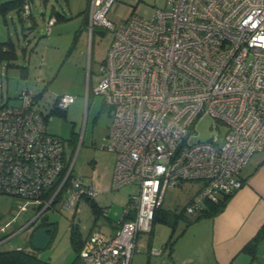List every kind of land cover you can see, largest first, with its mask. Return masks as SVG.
<instances>
[{"label": "built area", "instance_id": "2783aa9c", "mask_svg": "<svg viewBox=\"0 0 264 264\" xmlns=\"http://www.w3.org/2000/svg\"><path fill=\"white\" fill-rule=\"evenodd\" d=\"M114 1L87 0L88 30L112 34L94 92L111 107L104 147L115 154L110 189L136 185L138 192L111 235L93 228L75 264H131L137 238L151 231L169 187L201 180L184 207L197 213L205 200L234 194L242 169L264 150V0H164L150 17L131 14L118 23L107 16ZM19 14L30 19L29 1ZM55 22L48 18L46 34ZM18 97L21 106L0 105V193L45 209L58 192L71 208L82 197L96 198L98 188L73 174L63 139L47 130L51 109L65 110L75 96L58 95L46 113L31 90ZM205 115L225 130L214 125L219 130L207 140L192 141Z\"/></svg>", "mask_w": 264, "mask_h": 264}, {"label": "rangeland", "instance_id": "374dc122", "mask_svg": "<svg viewBox=\"0 0 264 264\" xmlns=\"http://www.w3.org/2000/svg\"><path fill=\"white\" fill-rule=\"evenodd\" d=\"M6 1L8 0L0 2ZM26 1H29L31 5L30 19H21L17 9L5 15L0 13V41L7 40L9 36L15 43L18 55L17 65L28 66L21 49L25 48L28 54L29 50L34 47L28 66L30 78L34 79V76L40 72L43 81L39 84L38 91L47 83L41 97L44 105L38 107L42 111L49 112V106L55 103L58 95L75 96V100L65 113L62 110L51 112L52 119L48 121L47 130L63 139L65 159L69 163H74L73 174L91 180L96 163L101 172L109 169L115 162V154L104 148L108 144L112 122L111 107L103 102L101 95L94 92L102 79L100 65L106 57L112 34L108 30L95 28L90 35L88 32L76 35L79 20L74 17V14L69 13V7L81 9L85 0H74L70 4L65 0ZM52 5L66 16H74L57 21L51 26L50 33L46 34L47 16L53 10ZM157 7H165V1L115 0L107 16L118 23L131 14L150 17ZM33 20L36 21V25L32 29L29 28L28 23ZM40 63L42 65L39 68ZM18 70L19 67L8 66L7 59L0 61V105H22V99L16 95L25 83L19 77ZM31 79H28L30 80L29 85H32ZM214 125L222 130L226 127L210 115L203 116L196 123L191 137L192 141L207 140L211 134L219 130ZM258 154L264 155V151H259ZM201 184V180H187L177 186L169 187L161 207L162 211H175L190 218L191 214H187L184 207L190 195ZM137 192L136 185H125L106 191L100 201L106 207V215L100 212L97 220L91 202L86 199L81 200L77 212L76 207H67L61 201L46 208L44 212V204L37 208L31 202L32 200L0 193V248L26 247L28 243L24 241L26 230L24 227L37 219L38 214L42 212L41 218L48 217L54 222L55 232L48 246L36 252L41 258L54 264H68L76 253L73 236L75 239L80 235L81 237L86 236L92 226L101 228L102 225L107 224L108 218L111 219V224L117 223L129 195ZM162 213L158 215L153 224L152 235H154L157 247L160 246L161 240L168 238L167 236L172 233V227L162 220ZM184 225L185 219L178 222L175 229L182 230L181 227ZM54 227L51 228L54 229ZM146 236L148 237V233L142 235L143 240Z\"/></svg>", "mask_w": 264, "mask_h": 264}, {"label": "crops", "instance_id": "0c3cea01", "mask_svg": "<svg viewBox=\"0 0 264 264\" xmlns=\"http://www.w3.org/2000/svg\"><path fill=\"white\" fill-rule=\"evenodd\" d=\"M65 1H67V3L69 2V4L74 2V0ZM52 7L53 10L47 16V20L51 16H56V13H59L65 17L60 18L57 21L69 19V17L72 18L75 15L74 17L79 20V29L77 30L76 35H79V33L82 35L84 32H88V35L93 33L94 30L90 32L87 26L89 22L87 0H85V3L81 9L75 8L73 6L69 7V13L74 14L70 15L69 17L68 15L66 16L64 13L56 10L54 5H52ZM17 13L19 15L18 11ZM42 16L44 17L43 13ZM33 22H35L36 25V21L33 20ZM8 39H10L9 36ZM22 49L21 52L27 59L29 66L31 61V53L34 51V47L29 50L28 54H26V50L23 51ZM16 60L14 63L17 65ZM41 65L42 64L40 63L38 67L40 68ZM28 66H25L27 70V76L25 78L22 77L20 75V70H18L19 77L24 80L25 86L23 88L29 89L34 93L35 100L37 101V107H40L41 105H44V103L41 101V97L45 88L47 87V83H45L41 90L38 91L39 84H41L43 79L40 76V72L34 76V79H31ZM28 79H31L32 85H29L30 80ZM34 89H36V91ZM258 153L259 152L253 154L248 164L242 169L240 177L243 180V185L231 196L222 212L213 217H202L199 219H194L196 213L191 214L189 219H192V221L189 223L185 222L184 227H181L182 230H180V228L179 231L175 230L176 232L174 235H179L172 245L167 244V241L170 237L167 236L168 238L161 240L160 246L157 247L154 235H152L154 230L152 225V231L148 232V237L146 236L144 240L142 238L144 233L139 234L137 238V249L133 255L131 264H249L251 256L248 252L244 251L243 248L258 233L260 228L264 226V155H259ZM114 165L115 162L109 169L100 172L98 168L99 165L96 163L93 168V176L91 180L86 178L98 188V195L92 200L100 208L101 212L103 209H106V207H104L100 201H102L101 198H103V194L106 191L111 190L110 182ZM200 187L198 188L200 189ZM198 188L192 195H190L188 200H190L191 197L197 193L199 190ZM82 199L87 200L86 197H82L76 203V212L79 210V205ZM31 202L34 203L37 208L41 205L36 201ZM45 210L46 209L43 211L45 212ZM41 220L35 224L33 229L27 228L25 230L24 241L27 242L28 245L26 247L17 246L16 248H22L27 251H35L30 245L29 238L31 232L37 226L41 225ZM46 220L49 223H54L48 217H46ZM119 222L120 218L117 223L115 222L114 224H111V219L108 218L107 224L102 225L101 228L97 229L106 235H111ZM46 226L54 227L52 224ZM93 227L94 226L89 229L86 236L81 237L80 235L78 238L80 243H83V241L88 237L90 232L93 230ZM153 248L162 249V252H160V254L152 253ZM37 255L41 257L39 254ZM77 255L78 254L75 253L73 260L68 264H74ZM255 263L264 264V236H262L261 241L256 249L255 259L251 262V264Z\"/></svg>", "mask_w": 264, "mask_h": 264}, {"label": "trees", "instance_id": "16d2710c", "mask_svg": "<svg viewBox=\"0 0 264 264\" xmlns=\"http://www.w3.org/2000/svg\"><path fill=\"white\" fill-rule=\"evenodd\" d=\"M25 1L26 0H8L6 2H2V3L0 2V13L5 15L6 13H8L9 11H11L13 9H17V11L19 12L20 8L22 7V5L24 4ZM19 16H20V14H19ZM55 17H56V21L59 20L60 18H65L64 16L60 15L59 13H56ZM29 28H32V29L35 28V22L32 21L31 27H29ZM22 50L25 51L24 48ZM4 59L8 60V65L19 67L20 75L22 77L25 78L27 76L26 67L22 66V65H16L14 63V61L17 59V53H16L15 44L11 39L0 42V61L4 60ZM58 111H59L58 109L54 108V109H51L50 113L51 112H58ZM63 111L65 113V110H63ZM58 184H59V182L56 183V185L54 187H52L45 194V198L49 199L53 195ZM232 195L233 194H224V195L221 194V195H219L217 201L205 200L204 206L202 207L201 210H199L195 214L194 219H199L202 217H213V216L219 214L225 208L227 202L229 201V199L231 198ZM60 198H61V193L58 192L55 195V197L53 198L52 203L54 204L57 201H60ZM87 200H88V202H91L92 207H93V211L96 214V220H97L98 215L101 212L100 208L95 204V202L92 199L87 198ZM162 212L163 211H162L161 207H159L156 210L155 216H154L153 221H152V225L154 224V221L156 220V218H158V215H160ZM162 214H163L162 220L172 227V233L170 234V237L167 241V244L172 245L179 235V234L174 235L175 230H176L175 229L176 224L180 220H184V219H185L186 223H189L192 221V219L186 218L183 213H177L175 211H172V212L171 211H164ZM49 224L54 225L53 223H49L46 219L42 218L41 225L46 226ZM151 231H152V229H151ZM262 236H264V226H262L260 228L258 233L243 248V250L248 252L251 256V260H250L249 264H251V262L255 259L256 249H257V247L261 241ZM74 237L75 236H73V243H74V247L76 250V254H78L80 249H81L82 243H80L79 240H77L78 238L75 239ZM76 259L74 261V264L76 263ZM0 264H54V263H52L49 260H44L43 258L39 257L37 255V252H35V251H31V250L27 251V250L22 249V248H19V249L18 248H10V249H1L0 248Z\"/></svg>", "mask_w": 264, "mask_h": 264}, {"label": "water", "instance_id": "95a60500", "mask_svg": "<svg viewBox=\"0 0 264 264\" xmlns=\"http://www.w3.org/2000/svg\"><path fill=\"white\" fill-rule=\"evenodd\" d=\"M53 232L54 229L51 227L45 225L37 226L30 234L29 242L31 247L35 251L45 249L52 239Z\"/></svg>", "mask_w": 264, "mask_h": 264}, {"label": "flooded vegetation", "instance_id": "af4514ba", "mask_svg": "<svg viewBox=\"0 0 264 264\" xmlns=\"http://www.w3.org/2000/svg\"><path fill=\"white\" fill-rule=\"evenodd\" d=\"M41 215H42V212H40V213L38 214V218L35 219L34 222H33L28 228H33V227H35V224L38 223V222H40V220L42 219V218H41ZM26 229H27V228H26Z\"/></svg>", "mask_w": 264, "mask_h": 264}]
</instances>
